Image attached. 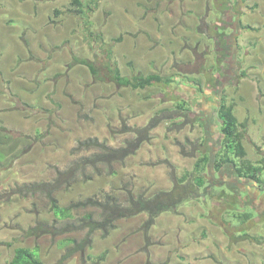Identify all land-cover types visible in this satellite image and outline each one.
Returning a JSON list of instances; mask_svg holds the SVG:
<instances>
[{
  "label": "rangeland",
  "instance_id": "obj_1",
  "mask_svg": "<svg viewBox=\"0 0 264 264\" xmlns=\"http://www.w3.org/2000/svg\"><path fill=\"white\" fill-rule=\"evenodd\" d=\"M69 7L70 0H0V127L25 141L18 142L16 158L0 164V264L20 246L37 247L45 264H264V245L252 239L264 238V227L235 218L232 203L219 198L221 191H233L231 169L215 173L211 165L205 189L178 214L158 216L147 234L145 215L119 220L106 236L92 234L89 247L64 260V239L80 241L86 231L24 236L51 216L43 198H22L14 193L18 187L52 179L56 169L80 157L71 154L77 140L123 146L134 137L123 126L141 128L178 99L191 103L183 129L161 123L135 156L114 166L115 176L60 191V204L102 192L122 200L127 190H170L202 153L213 158L220 149L215 108L221 90L246 124L245 159L264 160V0H98L86 23L66 12ZM74 58L88 60L97 75ZM115 68L127 78L180 76L165 97L161 86H118ZM253 185L241 186L243 199Z\"/></svg>",
  "mask_w": 264,
  "mask_h": 264
},
{
  "label": "trees",
  "instance_id": "obj_2",
  "mask_svg": "<svg viewBox=\"0 0 264 264\" xmlns=\"http://www.w3.org/2000/svg\"><path fill=\"white\" fill-rule=\"evenodd\" d=\"M98 0H70V7L66 12L73 13L79 20H84L88 15L94 12ZM222 7V6H221ZM227 9V6H224ZM56 14L58 13L55 11ZM220 36L224 34L219 33ZM220 39L219 41L221 42ZM86 66L93 76L97 75L96 69L86 59L74 58V62ZM217 74V73H216ZM212 74V75H216ZM222 77V73H219ZM179 74L170 76H161L156 73L135 75L133 77H123L117 68L113 69V80L120 86L130 88L131 90H145L152 86H161L164 95H167V89L179 77ZM197 85L199 83L196 81ZM218 83V82H217ZM220 87V86H215ZM213 88V89H214ZM222 91V90H221ZM220 91V97L216 102V116L219 120V131L221 134L220 149L212 158L207 153H202L194 164L193 171L184 172V174L174 181L170 190H159L152 195L144 193L133 195L127 190L125 198L114 192L101 193L98 196L82 198L70 202L68 205H61L58 200V193L63 190H70L78 183H91L95 178L103 175L115 176L114 166L122 164L129 157L136 155L144 142H149L151 131L163 122H169L174 130L183 129L189 119L191 112V103L185 99H178L173 102V109L164 108L159 110L148 123L141 128L128 129L123 126L122 132L132 133L133 139L126 140L121 147H112L105 141L97 138H88L77 140L75 147L71 150L72 155L79 154L80 157L71 161L63 169H56L52 179L40 182L24 184L18 187L14 193L22 198L39 196L43 198L48 206V213L51 216L50 221L39 222L25 230L24 236L37 239L43 236L58 237L69 233L86 231V235L80 241L75 239H64L67 252L61 260L70 258L74 253L83 251L89 247L91 235L100 232L106 236L115 228L119 220H127L145 215L146 220L142 223V230L147 234L150 227L155 224V220L163 213L178 214V208L184 202L191 199L199 189H205V172L209 165L213 166L215 173H221L224 168L231 169L232 181L228 182L233 191L226 193L221 191L220 200L228 204L232 211H236L235 218L241 223L246 224L254 217V212L247 211L249 206L246 200L241 197V186L246 182L259 185L262 180L264 170V160L252 162L246 157V148L244 145L246 124L240 122L235 115L236 104L228 102L225 95ZM184 117L185 120L177 121ZM25 143L24 140H18L9 134L4 128L0 127V164L9 162L21 152L18 150V142ZM28 143V142H27ZM29 144V143H28ZM27 145V144H26ZM25 147V146H24ZM27 149V148H24ZM180 153L186 155L184 146ZM246 181V182H245ZM217 183V182H216ZM247 186V185H246ZM233 192V195L231 194ZM245 195V194H244ZM239 198L237 199V197ZM241 197V199H240ZM233 199V200H232ZM240 199V200H239ZM228 200V201H226ZM231 200V201H230ZM241 208L238 210L236 206ZM250 207V206H249ZM80 211L84 213L77 216ZM249 237V236H248ZM247 237V238H248ZM255 242L261 243L262 237L252 238ZM103 255L96 260H102ZM5 264H45L39 255L37 247H16L13 255Z\"/></svg>",
  "mask_w": 264,
  "mask_h": 264
},
{
  "label": "flooded vegetation",
  "instance_id": "obj_3",
  "mask_svg": "<svg viewBox=\"0 0 264 264\" xmlns=\"http://www.w3.org/2000/svg\"><path fill=\"white\" fill-rule=\"evenodd\" d=\"M224 183L223 181L220 183ZM216 181L212 182V185H218ZM254 190L249 191L247 202L250 203L251 211L254 212V217L252 218L255 221L259 220V223L264 227V181H261L259 185L254 184ZM258 223V224H259ZM264 245V238H262L261 243Z\"/></svg>",
  "mask_w": 264,
  "mask_h": 264
}]
</instances>
